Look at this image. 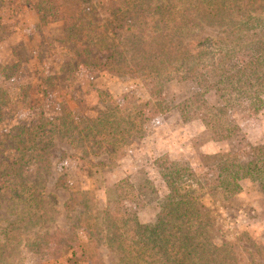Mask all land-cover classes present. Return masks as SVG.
I'll return each mask as SVG.
<instances>
[{
    "label": "trees",
    "instance_id": "trees-1",
    "mask_svg": "<svg viewBox=\"0 0 264 264\" xmlns=\"http://www.w3.org/2000/svg\"><path fill=\"white\" fill-rule=\"evenodd\" d=\"M33 4L47 23L60 25L71 43L78 46L84 41L76 39L80 31L76 17L65 14L57 0ZM113 17V38L105 36L95 46H99L100 54L108 55L106 62L124 68L120 44L126 42L139 58V70L155 82L159 112L164 111L163 86L172 80L192 83L198 90L178 105L181 117H195L215 134L218 128L223 129L220 117L238 99L247 98L255 112L261 109L264 0L124 1L114 7ZM246 49L252 53L241 62L238 56ZM37 87V83L22 87L25 105L38 116L33 125L15 131L16 157L1 165L5 170L0 176V202L9 204V212L7 218L0 216V264H23L27 254L39 255L45 247L51 248L54 260L67 255L69 264H107L108 256L113 257L109 264H240L241 252L228 242L216 240L213 211L203 202L204 188L193 173L167 158L155 160L167 193L157 199L151 221L138 219L146 197L157 194L148 188L151 183L146 180L145 185H135L122 180L113 186L116 197L112 211L104 207L99 212L89 191H74L61 206L66 219L75 213L73 219L63 227H47L55 224L59 208L50 204L49 196L44 198L38 187L50 169L55 140L64 137L69 144L81 147L82 139L96 132L97 142L93 144L102 153L141 133L142 112L118 115L120 106L113 103L106 117L88 120L94 129L81 136V123L71 120L69 113L60 118L44 116ZM208 92L218 96V106L206 103L203 96ZM7 101L0 93V122ZM249 152L245 159L237 154L217 157L214 193L231 198L241 192L240 184L245 180L264 197V146L251 147ZM61 185L66 184L63 181ZM15 205L19 207L14 209ZM252 245L254 252L245 264H264V239L261 246Z\"/></svg>",
    "mask_w": 264,
    "mask_h": 264
},
{
    "label": "rangeland",
    "instance_id": "rangeland-1",
    "mask_svg": "<svg viewBox=\"0 0 264 264\" xmlns=\"http://www.w3.org/2000/svg\"><path fill=\"white\" fill-rule=\"evenodd\" d=\"M34 1L49 0H0V93L8 100L0 122V176L5 170L1 169L2 163L9 164L16 157L12 135L21 126L33 125L38 116L36 110L25 105L22 87L37 83L44 116L60 118L69 113L71 120L81 123V136L94 129L88 120L106 117L113 103H118V115L142 112L141 133L102 153L93 144L97 142L96 132L83 138L81 147L69 144L64 137L55 140L50 150V169L42 175L38 187L42 188V196H49L50 204L59 208L55 224L47 227H63L73 219L75 213L66 219L61 206L74 191H89L99 212L104 207L112 211L116 197L113 186L122 180L135 185H145L146 180L151 183L148 188L157 194H149L145 207L138 212L141 222L151 221L157 199L167 193L155 160L167 158L193 173L205 190L204 204L213 211L217 242L234 245L243 258L240 264H245L254 252L252 243L261 246L264 239V197L245 180L241 181V192L231 198L214 193L218 174L214 164L221 155L237 154L245 159L251 147L264 146V95L258 112L247 98L238 99L220 117L223 129L216 130L218 135L195 117H181L178 105L198 91L192 83H165L164 111L159 112L155 82L139 70V58L126 42L120 44L124 68L106 62L108 55L100 54L99 46H95L105 36L113 38L110 31L115 24L114 7L133 0H57L61 10L79 22L76 39L84 41L78 46L64 36L58 23H47L44 14L34 10ZM251 53L246 49L238 58L242 62ZM203 98L210 107L219 104L214 92ZM139 134L143 136L137 137ZM63 181L65 186L61 185ZM0 204V216L7 218L9 204ZM66 256L54 260L51 248L45 247L39 255L27 254L23 264H69ZM106 260L109 264L113 257Z\"/></svg>",
    "mask_w": 264,
    "mask_h": 264
},
{
    "label": "crops",
    "instance_id": "crops-1",
    "mask_svg": "<svg viewBox=\"0 0 264 264\" xmlns=\"http://www.w3.org/2000/svg\"><path fill=\"white\" fill-rule=\"evenodd\" d=\"M55 262H57V261H55ZM55 262H54V263H55Z\"/></svg>",
    "mask_w": 264,
    "mask_h": 264
}]
</instances>
